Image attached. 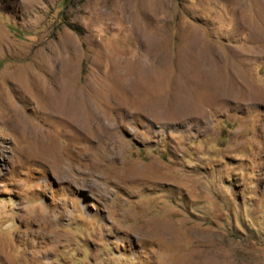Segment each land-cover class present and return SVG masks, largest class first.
<instances>
[{"label":"rangeland","instance_id":"rangeland-1","mask_svg":"<svg viewBox=\"0 0 264 264\" xmlns=\"http://www.w3.org/2000/svg\"><path fill=\"white\" fill-rule=\"evenodd\" d=\"M0 264H264V0H0Z\"/></svg>","mask_w":264,"mask_h":264}]
</instances>
